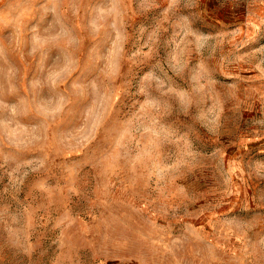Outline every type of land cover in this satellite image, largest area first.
Returning a JSON list of instances; mask_svg holds the SVG:
<instances>
[{
	"label": "rangeland",
	"instance_id": "1",
	"mask_svg": "<svg viewBox=\"0 0 264 264\" xmlns=\"http://www.w3.org/2000/svg\"><path fill=\"white\" fill-rule=\"evenodd\" d=\"M0 264H264V0H0Z\"/></svg>",
	"mask_w": 264,
	"mask_h": 264
}]
</instances>
